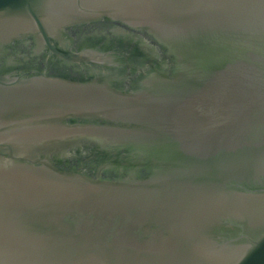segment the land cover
I'll return each instance as SVG.
<instances>
[{
	"label": "water",
	"instance_id": "1",
	"mask_svg": "<svg viewBox=\"0 0 264 264\" xmlns=\"http://www.w3.org/2000/svg\"><path fill=\"white\" fill-rule=\"evenodd\" d=\"M0 264H264V0H0Z\"/></svg>",
	"mask_w": 264,
	"mask_h": 264
}]
</instances>
